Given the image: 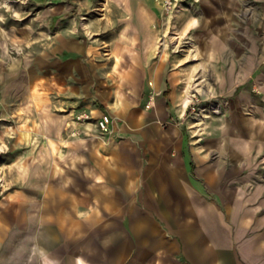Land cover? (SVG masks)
<instances>
[{"label": "crops", "instance_id": "0c3cea01", "mask_svg": "<svg viewBox=\"0 0 264 264\" xmlns=\"http://www.w3.org/2000/svg\"><path fill=\"white\" fill-rule=\"evenodd\" d=\"M255 3L260 5L264 23V0ZM145 33L142 36L141 31L133 30L120 37L118 46L127 62L122 60L119 69L127 76L122 86L127 101L140 102L146 95L157 106L150 114H123L121 109L120 115L116 104L112 111L103 112L95 103L119 101L116 86H111V93L100 86L94 90L84 74L59 69L58 82L69 80L65 91L75 103L65 122L70 124L72 137H83L89 144L78 145V153L73 151L84 162L85 185L69 191L68 198L78 201L66 202L59 191L46 190L48 196L42 195L35 212L33 205L21 202L25 240L13 261L81 264L82 258L85 264H264V188L252 185L261 181L258 155L264 150V102L251 92L257 73L252 71V47L243 57L242 52L236 56L237 50L231 52L228 47L231 55L221 67L220 55L227 52V46L220 41L214 45L219 58L213 67L214 85H218L219 95L232 86L235 94L243 84L248 85L244 93L230 100L227 110L221 108V113L210 117L208 136L191 145L183 128L163 127L176 113L167 115L161 107L165 101H184L175 89V71L182 70L184 82L179 87L187 81L188 68L176 63L174 67L171 62L158 71L152 55L156 35ZM145 37L149 40L141 51ZM259 37L264 39V29ZM262 45L260 53L264 54V40ZM73 46L70 42L71 50L87 52V47ZM168 67L169 74L164 75ZM230 68H235L232 82L227 80ZM260 81L264 88V77ZM146 118L150 121L145 123ZM234 118L243 120L246 131L236 128ZM103 120L106 130L99 126ZM123 129L128 133L123 139L131 145H118ZM227 131L228 138H241L246 145L219 143ZM141 141L146 145L135 144ZM125 196L130 200H120ZM62 234L69 241L67 248L58 239ZM44 254L52 261H46Z\"/></svg>", "mask_w": 264, "mask_h": 264}, {"label": "rangeland", "instance_id": "374dc122", "mask_svg": "<svg viewBox=\"0 0 264 264\" xmlns=\"http://www.w3.org/2000/svg\"><path fill=\"white\" fill-rule=\"evenodd\" d=\"M168 1H173L171 10L166 9ZM0 9L3 27L0 32V264H20L19 260H13L25 240L21 233V202L33 205L35 212L42 195L48 196L44 193L46 190L59 191L67 202L70 190L84 189V162L73 151L76 149L78 153L81 147L78 145L89 144L83 137L74 138L69 132L70 124L65 122V115L75 103L71 101L72 95L65 91L69 80L62 78L61 83L58 82L59 69L62 73L73 69L84 74L94 90L100 86L111 93V86H116L119 101L95 103L103 112L112 111V105L116 104L120 115L127 112L150 114L157 106L146 95L140 102L127 101L128 95L122 88L127 76L119 69L122 60L127 62V59L117 48V62L115 49L124 33L128 35L133 30L141 31L142 36L145 32L154 33L156 42L152 45V55L156 67L160 68L158 71L163 64L165 67L171 62L188 68L187 81L179 87L178 83L184 82L180 77L182 70L175 71V89L184 101L192 96L187 108L183 107L184 101L174 103L170 100L163 102L161 107L167 115L176 113L163 127L183 128L191 145L208 136L206 127L210 118L204 116H215L214 110L218 107L223 112L227 110L232 103L230 100L244 93L248 85V82L243 84L235 94L232 86L227 91L221 90L219 95L213 70L219 62L214 52L218 41L227 46V52L220 55L221 67L226 66L231 55L228 47L231 52L237 50L236 56H239L238 51L242 52V57L252 47V71L257 70V73L251 92L254 98L259 96L264 102L260 81L264 77V54L260 53L264 39L259 37L264 23L260 21V5L255 0H8ZM141 40L144 44L149 39ZM70 42L74 48L77 44L87 47V52L71 50ZM143 44L141 51L147 45ZM124 49L129 51L127 47ZM192 49H195L193 54L198 53L196 56L191 55ZM170 69L168 67L164 75L169 74ZM229 70L231 76L227 80L232 82L235 68ZM72 80L76 83L74 78ZM30 93L39 95L45 103L37 106ZM215 93L218 95H212ZM248 110L252 112L253 109L249 107ZM148 121L150 119L146 118L145 123ZM124 122L123 118L122 124ZM233 124L242 132L246 131L241 118H234ZM124 129L118 145H131L123 139L128 136ZM223 136L224 140L219 143L246 145L241 138H228V132ZM50 138L58 142L62 153L53 156ZM93 143L95 145L96 141ZM135 144L146 145L142 141ZM258 158L261 160V181L252 185L264 188V150ZM55 163L61 171L57 172ZM71 200L78 201L74 197ZM120 200L130 199L125 196ZM45 239H49L47 234ZM58 239L61 245L68 247L65 234ZM44 255L46 261H52Z\"/></svg>", "mask_w": 264, "mask_h": 264}, {"label": "bare ground", "instance_id": "6f19581e", "mask_svg": "<svg viewBox=\"0 0 264 264\" xmlns=\"http://www.w3.org/2000/svg\"><path fill=\"white\" fill-rule=\"evenodd\" d=\"M152 31V30H151ZM117 48H119V46H117L116 47V49H115V57H116V60H117V62H118V59H119V49H117ZM197 49V48H196ZM198 50V49H197ZM194 51H195V49H192L191 50V55H197V54H193L194 53ZM196 53V52H195ZM204 65V64H203ZM203 71V70H202ZM201 71V72H202ZM198 72V71H197ZM196 72V73H197ZM201 77V76H200ZM199 78V77H198ZM30 96H31V98H32V100L36 103V105L37 106H39V107H41L45 102H41L42 100H43V98H41V97H39V95H37V94H35V93H30L29 94ZM192 97V96H191ZM191 97H189V98H187L185 101H184V103H183V107L184 108H186L187 106H188V104L190 103V99H191ZM180 105V104H179ZM124 111H126V109H124ZM214 113H217V114H219V113H221V108L220 107H218V108H216L215 110H214ZM205 118H210L211 116H209V115H205L204 116ZM200 120V119H199ZM195 125V124H194ZM203 125H204V123H203ZM237 125V124H236ZM40 126V125H39ZM196 132V131H195ZM228 132V131H227ZM201 133V132H200ZM41 134V133H40ZM30 134H28V136H29ZM49 145H50V147H51V150H52V153H53V156L54 155H56L57 153H59V152H61L62 153V151L63 150H61V147H60V145L58 144V142L57 141H55L54 139H49ZM55 166H56V169H57V172L58 171H61V167L57 164V163H55ZM173 179V178H172ZM175 184V183H174ZM182 187V186H181ZM171 192V191H170ZM179 193V192H178ZM181 194V193H180ZM173 195H175V194H173ZM172 195V196H173ZM169 196V195H168ZM161 197H163V196H161ZM173 200V199H172ZM170 208H171V206H170ZM191 208V207H190ZM189 209V208H188ZM192 209V208H191ZM178 210V209H177ZM190 210V209H189ZM188 214H189V212H188ZM189 222V221H188ZM187 223V222H186ZM190 223V222H189ZM189 225V224H188ZM41 251V250H40ZM33 262V261H32ZM80 263L81 264H85V262L80 258Z\"/></svg>", "mask_w": 264, "mask_h": 264}, {"label": "built area", "instance_id": "2783aa9c", "mask_svg": "<svg viewBox=\"0 0 264 264\" xmlns=\"http://www.w3.org/2000/svg\"><path fill=\"white\" fill-rule=\"evenodd\" d=\"M165 6H166V9L171 10L173 7V1H168ZM99 126L102 130H106L107 121L106 120L100 121Z\"/></svg>", "mask_w": 264, "mask_h": 264}]
</instances>
